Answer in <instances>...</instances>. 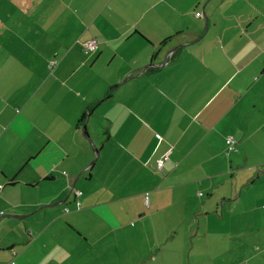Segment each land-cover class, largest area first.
<instances>
[{"label": "crops", "instance_id": "obj_1", "mask_svg": "<svg viewBox=\"0 0 264 264\" xmlns=\"http://www.w3.org/2000/svg\"><path fill=\"white\" fill-rule=\"evenodd\" d=\"M0 264H264V0H0Z\"/></svg>", "mask_w": 264, "mask_h": 264}, {"label": "built area", "instance_id": "obj_2", "mask_svg": "<svg viewBox=\"0 0 264 264\" xmlns=\"http://www.w3.org/2000/svg\"><path fill=\"white\" fill-rule=\"evenodd\" d=\"M95 45H97L96 44V41L95 40H88V41H86V45H83V51H90V50H93L94 48H95ZM55 65V61H49L48 62V65H49V67H51V66H54ZM226 142H227V146H228V148H232L233 147V139L230 137V136H228V138H227V140H226ZM166 156H163V157H161V158H159L158 160H157V164H156V167H157V169L158 170H160V168H162V164H163V160H164V158H165ZM77 193L79 194V192L77 191Z\"/></svg>", "mask_w": 264, "mask_h": 264}, {"label": "trees", "instance_id": "obj_3", "mask_svg": "<svg viewBox=\"0 0 264 264\" xmlns=\"http://www.w3.org/2000/svg\"><path fill=\"white\" fill-rule=\"evenodd\" d=\"M110 96V93H109V91H106L103 95H102V97L99 99V102L100 101H102V100H104V99H106L107 97H109ZM92 105V104H91ZM91 105H88V109H86V112L82 115V116H80V118L77 120V125L78 124H82V122H83V120H85V118H86V116H85V114L87 113V114H89L90 112H92V106ZM86 114V115H87Z\"/></svg>", "mask_w": 264, "mask_h": 264}, {"label": "water", "instance_id": "obj_4", "mask_svg": "<svg viewBox=\"0 0 264 264\" xmlns=\"http://www.w3.org/2000/svg\"><path fill=\"white\" fill-rule=\"evenodd\" d=\"M175 48H176V47H175ZM175 48H172L170 51L174 50ZM148 66H151V64L148 65ZM144 69H146V67H145ZM144 69H143V70H144ZM83 127H84V126H83ZM83 129H84V128H83Z\"/></svg>", "mask_w": 264, "mask_h": 264}, {"label": "rangeland", "instance_id": "obj_5", "mask_svg": "<svg viewBox=\"0 0 264 264\" xmlns=\"http://www.w3.org/2000/svg\"><path fill=\"white\" fill-rule=\"evenodd\" d=\"M83 45H86V42H84V44L81 45V48H83ZM47 252H48V250H47Z\"/></svg>", "mask_w": 264, "mask_h": 264}]
</instances>
